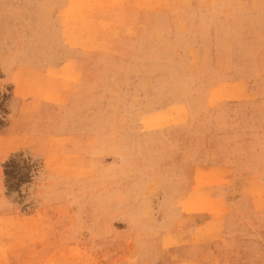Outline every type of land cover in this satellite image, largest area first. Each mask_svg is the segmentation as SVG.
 Returning a JSON list of instances; mask_svg holds the SVG:
<instances>
[{
    "label": "rangeland",
    "instance_id": "374dc122",
    "mask_svg": "<svg viewBox=\"0 0 264 264\" xmlns=\"http://www.w3.org/2000/svg\"><path fill=\"white\" fill-rule=\"evenodd\" d=\"M0 264H264V0H0Z\"/></svg>",
    "mask_w": 264,
    "mask_h": 264
}]
</instances>
